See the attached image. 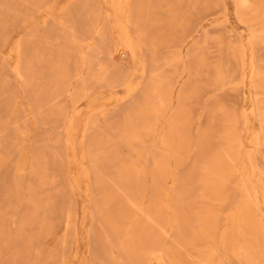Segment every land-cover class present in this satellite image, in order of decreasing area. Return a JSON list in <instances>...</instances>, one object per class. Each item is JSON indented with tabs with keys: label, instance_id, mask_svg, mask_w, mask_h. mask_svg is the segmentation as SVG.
Wrapping results in <instances>:
<instances>
[{
	"label": "rangeland",
	"instance_id": "rangeland-1",
	"mask_svg": "<svg viewBox=\"0 0 264 264\" xmlns=\"http://www.w3.org/2000/svg\"><path fill=\"white\" fill-rule=\"evenodd\" d=\"M263 74L264 0H0V264H264Z\"/></svg>",
	"mask_w": 264,
	"mask_h": 264
},
{
	"label": "bare ground",
	"instance_id": "bare-ground-1",
	"mask_svg": "<svg viewBox=\"0 0 264 264\" xmlns=\"http://www.w3.org/2000/svg\"><path fill=\"white\" fill-rule=\"evenodd\" d=\"M132 3V2H131ZM239 3V2H238ZM259 8V7H258ZM252 9V8H251ZM240 14V13H239ZM258 16V15H257ZM237 17H239V16H237ZM247 21V20H246ZM244 25V24H243ZM145 33V32H144ZM256 43V42H255ZM125 57V56H124ZM238 57V56H237ZM242 58V57H241ZM239 61V60H238ZM239 64H240V61H239ZM253 66V65H252ZM254 67H256V66H254ZM264 75V74H263ZM254 79V78H253ZM256 82V81H255ZM222 86H224V85H222ZM256 87V86H255ZM153 93H155V91L153 92ZM256 94V93H255ZM154 97H155V95H154ZM156 114H160V113H157L156 112ZM152 115V114H151ZM263 139V138H262ZM262 153V152H261ZM235 167H237V166H235ZM264 170V169H263ZM157 171V170H156ZM153 173V172H152ZM156 175V174H155ZM160 175H158V177H159ZM157 177V176H156ZM157 177V178H158ZM161 177V176H160ZM159 180L161 179V178H158ZM160 183V182H159ZM230 195V194H229ZM228 196V195H227ZM235 197V196H234ZM229 198V197H228ZM227 198V199H228ZM235 199H236V197H235ZM160 205V204H159ZM220 253V252H219Z\"/></svg>",
	"mask_w": 264,
	"mask_h": 264
}]
</instances>
